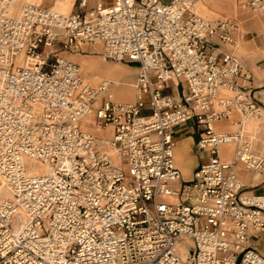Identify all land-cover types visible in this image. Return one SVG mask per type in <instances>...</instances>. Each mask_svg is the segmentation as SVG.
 <instances>
[{
  "label": "built area",
  "instance_id": "1",
  "mask_svg": "<svg viewBox=\"0 0 264 264\" xmlns=\"http://www.w3.org/2000/svg\"><path fill=\"white\" fill-rule=\"evenodd\" d=\"M200 1L77 0L63 14L0 0V264H264L251 242L264 192L239 173L264 170V123L261 141L245 124L264 86L225 49L238 22L200 15ZM84 43L135 67L134 101L58 54ZM235 114V130L218 126ZM188 121L207 155L189 181L173 135Z\"/></svg>",
  "mask_w": 264,
  "mask_h": 264
},
{
  "label": "rangeland",
  "instance_id": "2",
  "mask_svg": "<svg viewBox=\"0 0 264 264\" xmlns=\"http://www.w3.org/2000/svg\"><path fill=\"white\" fill-rule=\"evenodd\" d=\"M59 1L60 0H18L16 6L20 7L24 2L39 3V4H43V5L52 7L55 10L60 11L59 9L53 6ZM71 1L72 2L70 3V8L67 11H63V12L70 13L71 11L75 9L77 0H71ZM239 1L240 0H224L225 4L222 5L220 2H218L217 5L222 6V7H217V6H212L211 4H209V0H203L204 3L208 2V8H205L202 5L203 2L201 3L200 1V4L198 6V12L200 15L205 16V17H209V18L230 17L234 19L236 22H238L239 33L237 34V37H236V44L229 46V49L243 58L247 69L251 73H253L252 75H254L255 77V83H253V85L258 86V87L264 86V66H261V65L258 66L257 65L258 63L256 64V62L259 59H261V57H264V43L263 44L260 43L258 39L255 38V35L257 32L260 33L261 31L264 30V22H261V25L259 27L254 23L255 21L261 20V19L262 21H264V13L256 14L247 8H243L240 5ZM240 39L243 41L242 43L245 45L246 48L243 49L238 44L239 42L238 40ZM95 44L96 43H92L87 49H85L84 45H87V43H84L83 46H80L81 49L76 52L58 50V54L61 57L67 58L71 61H74L75 63H78L81 67L82 73L85 76L86 80H88L93 85H97L100 82L101 78H107V79L114 81L115 83L114 89H116V87H118L117 85L120 86V84H117V81H116L118 80V77L111 75L112 73L115 72V70H109V68L107 67L111 66V67L121 68L122 70H129L128 74L121 78V81L127 80L131 82L134 88V79L136 75V69L134 67H131V65L127 63L115 62V61L105 59L103 55L101 54L102 49L99 52H92L90 48L93 47ZM77 57H80L86 60L84 62L82 60H76ZM120 88L121 87H118V89ZM121 91L122 92L127 91L128 93L132 94V90L130 88L124 87ZM226 94L229 96H233V93H230V92H226ZM231 122L227 124L225 130L232 131L236 129L237 126L232 125ZM257 122H258V119H251L249 121L250 125L252 126L255 125ZM192 124H193V121L188 122V127L192 126ZM262 125L258 127L260 141L262 140V131H261ZM108 129H111V128L109 127ZM90 130L94 131L93 129H90ZM94 132L104 133L98 130ZM195 154H196L197 160L201 161L200 159L202 157V152L200 150H196ZM260 179L262 178H259L257 181H259ZM251 242L257 248H259L260 251L264 254V233H259L256 236H254Z\"/></svg>",
  "mask_w": 264,
  "mask_h": 264
},
{
  "label": "crops",
  "instance_id": "3",
  "mask_svg": "<svg viewBox=\"0 0 264 264\" xmlns=\"http://www.w3.org/2000/svg\"><path fill=\"white\" fill-rule=\"evenodd\" d=\"M60 1L66 3L68 9L70 8V3L72 2L71 0H60ZM202 2H203V0H201V3ZM218 2H220L222 5H224L226 1L224 2V0H209V4H211L212 6L222 7V6L217 5ZM56 4L53 6L56 7ZM199 4H200V2H199ZM202 5L205 8H208V2H206V3L203 2ZM202 5H201V7H202ZM240 5L243 8H247V7L243 6L241 4V2H240ZM62 13H66V12H62ZM207 18H209V17H207ZM261 22H264V21H262V19H261V20L255 21L254 23L259 27L261 25ZM262 32L263 31H261L260 33L257 32L255 35V38H257L258 41L263 44L264 42H263V38H262ZM238 41H239L238 44L241 46V48H243V49L246 48L245 45L242 43L243 41L241 39ZM91 44L92 43H87L86 46L84 45V48L87 49ZM81 46H83V44ZM229 46H231V45H227L225 47V49L230 50ZM101 49L102 48L99 45H94L93 47L90 48V50L92 52H99ZM83 52H84V50H83ZM76 60H82L84 62L86 59H82L80 57H77ZM256 64L258 66L259 65L264 66V57H261V59H259L256 62ZM131 67H134V66L131 65ZM107 68H109V70H115V72L112 73L111 75L118 77V80H116V81H117V84H120V86L119 85H117V86L121 87L120 89H118V87H116V89H114L115 97L117 99H119L121 101H125V102H132L133 100H135V91L133 88V84H131V82H129L127 80L121 81V78L123 76L127 75L129 70H122L121 68L111 67V66H109ZM253 77H254V75H253ZM101 79H103V78H101ZM253 79H254V83H255V77ZM124 87L130 88L132 90V94L128 93L127 91L122 92L121 90ZM168 92H171L172 95H174L176 97L179 96V92L176 90H173V91L169 90ZM188 122H190V121H188ZM188 122L175 127V129L173 131V135L176 139L175 160H176L177 165L181 169L183 179L187 180V181L193 179L194 173H195L197 167L199 166V164L202 161L206 160V158H207L206 153L203 150L199 149L197 146V141L199 138V131H198V128H197L195 122L193 121L192 126H189V127H188ZM87 123H89V122L87 121ZM226 126H227V124L225 123L222 125V128L226 129ZM88 128L96 131L91 126ZM196 150H200L202 152V157L200 159L201 161L197 160V157L195 154ZM224 150L228 151V152L230 150L232 151V147L226 146V147H224ZM239 173H240V176L242 178L243 184L246 186V188L250 192H254L256 194H261L264 192V170L262 172L256 173V172L247 171L243 167H240ZM259 178H262V179L257 181ZM257 249L260 251L259 248H257Z\"/></svg>",
  "mask_w": 264,
  "mask_h": 264
},
{
  "label": "bare ground",
  "instance_id": "4",
  "mask_svg": "<svg viewBox=\"0 0 264 264\" xmlns=\"http://www.w3.org/2000/svg\"><path fill=\"white\" fill-rule=\"evenodd\" d=\"M24 3H26V2H24ZM27 3H30V2H27ZM56 8L57 9H59L60 11H58V10H56V11H58V12H60V13H62L63 11H67L68 10V8H67V5H66V3H64V2H62V1H59V2H57V4H56ZM63 14H69V13H63ZM95 45H99V44H95ZM86 46V45H85ZM100 46V45H99ZM101 47V46H100ZM103 79H107V78H103ZM100 81H102V79L100 80ZM264 112V111H263ZM239 116L237 115V114H235L234 116H233V119H232V122L231 121H229V122H231V124L232 125H235L234 124V122H235V119L236 118H238ZM251 120V118H248V120H246L245 121V124L249 127V128H251V129H258V127H260V125H262V123L264 122V114L262 115V117H261V119H259L258 120V122L255 124V125H250V123H249V121ZM261 121V122H260ZM229 122L228 121H225V122H222V123H219L218 124V126L220 127V128H222V125L223 124H229ZM224 130H225V128H223ZM98 131H100V130H98ZM101 132H104V133H106L107 134V136H111V129H106L105 131H101ZM95 133H97V134H101V133H98V132H95ZM263 150H264V148H263ZM230 153H231V150L229 151ZM47 169H46V167L45 166H42V165H38V166H36V167H33V168H30V171H33V172H35V173H41V172H45ZM8 193L6 192V193H2L1 194V196H6ZM178 252L181 254V255H183V256H186L187 254H188V249L186 248V247H184L182 244L181 245H179V247H178Z\"/></svg>",
  "mask_w": 264,
  "mask_h": 264
}]
</instances>
